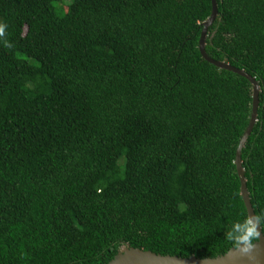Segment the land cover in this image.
<instances>
[{"label":"trees","instance_id":"obj_1","mask_svg":"<svg viewBox=\"0 0 264 264\" xmlns=\"http://www.w3.org/2000/svg\"><path fill=\"white\" fill-rule=\"evenodd\" d=\"M206 52L260 84L241 157L264 210V0H216ZM212 0H0V264L215 257L247 209L252 85L201 54Z\"/></svg>","mask_w":264,"mask_h":264},{"label":"water","instance_id":"obj_2","mask_svg":"<svg viewBox=\"0 0 264 264\" xmlns=\"http://www.w3.org/2000/svg\"><path fill=\"white\" fill-rule=\"evenodd\" d=\"M218 15L217 1L212 0V12L210 17L203 23V29L200 37L199 49L202 56L218 68L225 69L237 73L251 83L252 85V109L249 119V124L240 139L236 150L235 165L238 176L240 178V193L244 200L247 214L253 215L254 209L251 203L250 194L247 187V178L241 157L242 149L252 132V129L257 121L260 84L258 80L246 72L244 69L238 68L225 60H215L206 52V37L208 29ZM107 264H264V233L261 234L259 240L255 242V247L248 253H241L232 247L223 254L215 257L200 258L195 255L182 257L178 255L160 254L151 250H144L130 246L128 243L123 244L119 252Z\"/></svg>","mask_w":264,"mask_h":264},{"label":"clouds","instance_id":"obj_3","mask_svg":"<svg viewBox=\"0 0 264 264\" xmlns=\"http://www.w3.org/2000/svg\"><path fill=\"white\" fill-rule=\"evenodd\" d=\"M4 25H0V37L4 36ZM264 233V210L259 214L244 215L243 219H236L223 229V238L231 244L233 249L241 253H248L255 247Z\"/></svg>","mask_w":264,"mask_h":264}]
</instances>
